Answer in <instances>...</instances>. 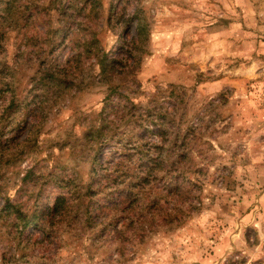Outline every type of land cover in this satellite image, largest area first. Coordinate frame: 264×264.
Listing matches in <instances>:
<instances>
[{
	"label": "rangeland",
	"instance_id": "rangeland-1",
	"mask_svg": "<svg viewBox=\"0 0 264 264\" xmlns=\"http://www.w3.org/2000/svg\"><path fill=\"white\" fill-rule=\"evenodd\" d=\"M103 54L121 77L101 78ZM114 84L111 97L138 93L191 140L188 160L175 161L172 131L163 139L137 111L125 119L127 131L148 126L139 148L119 157L118 138L98 156L137 164L153 144L161 195L183 166L190 215L178 225L143 233L139 211L106 209L86 222L89 188L108 187L93 180L86 132ZM0 264H264V0H0Z\"/></svg>",
	"mask_w": 264,
	"mask_h": 264
},
{
	"label": "trees",
	"instance_id": "trees-1",
	"mask_svg": "<svg viewBox=\"0 0 264 264\" xmlns=\"http://www.w3.org/2000/svg\"><path fill=\"white\" fill-rule=\"evenodd\" d=\"M113 11L114 9L108 11L109 14L107 17L109 20L113 17ZM116 15L115 13V16ZM137 30L140 37L142 34L140 25H138ZM97 62L100 66L99 71L101 78L111 82V80L121 77L122 73L116 72L118 67L116 58L109 59L103 54L101 58L97 59ZM119 87V84L109 86L110 94L104 99L103 106L98 112L95 120L96 124L86 132V135L95 143L93 149L94 159L92 161V173L95 175L93 180L97 179L96 181L99 183L101 180H104L106 185H108L107 188H101L102 186L95 188L96 191L98 190L97 193L94 192V190L92 192L89 188V202L85 207L86 211L84 214L86 215V222L93 225L94 221L101 215L100 212L106 209L108 214L115 213V217H118L117 213L136 215L137 211H139L140 213L137 214V217H134V219H136L134 221L135 225H137L143 233L145 232V230H143L145 226L153 228L156 222L161 223L160 225H178L189 214L186 215V212L182 210L179 203V199L184 194L181 184H184L185 175L180 172L183 166L179 168L176 167V173L173 175L174 177L172 180L173 187L171 190L166 191L164 195H161V192L157 191L152 185L154 183L152 180L154 175L161 170L160 165L154 164L152 161L153 159L149 157L148 152L153 144L148 143L150 147L148 149L144 147L145 151L142 152L141 150L139 152L140 159L137 164H134V162L130 160L127 164L120 159L114 162V164L109 165V163H103L98 159L99 152H101L103 147L110 141L117 140L118 138L116 154L119 155V157L125 152L124 150H126L128 146L136 147V149L139 148V143L145 140L143 137L139 136L140 129L143 128L144 131L148 132V126L145 127L141 124H135V126L127 131L129 124L125 119L130 116L129 120L135 121L137 117H141V114H134L137 111H143V114H146L147 118L144 122L151 123V125H153L152 127H157V135H163V139L165 138V133L172 131L173 137L170 143L171 146L169 147L173 149L172 157L175 161H186L190 155H188V153L191 140H186L182 137L180 131L181 125L174 126L175 129L173 126H167L165 116L159 115L157 110L153 107L151 108L150 102H147L144 108L140 104H137L136 97L138 93H129L130 96L127 98L123 96H118V98L111 97ZM13 107L14 104H10L8 111ZM153 113H155V116ZM121 126L124 129V133H119V128ZM136 143L138 145H136ZM122 146L125 147V149H119V147ZM159 147L155 145L156 149ZM163 147L162 145V148ZM165 162L169 163L170 161L166 160ZM133 165L136 166L134 167ZM170 165L172 167L174 162ZM101 169L104 170L102 171ZM183 172L185 173V171ZM95 185L96 184H94V186ZM93 195L96 197L95 199L92 198ZM160 197H165V200L169 197L170 199L176 200L177 203L172 209H167L165 200L162 201L163 205H159L161 202ZM63 204L64 198L60 196L55 199L52 206L48 204L45 205L42 210L43 217L45 219H47L48 216L50 218L54 217L57 212L62 210ZM10 208H12V205L6 203L2 211H5L7 215H11L12 212ZM155 212L163 214H160V216L154 214ZM35 219V216L30 217L32 221ZM134 230H136V226ZM143 237L144 236L140 237V241H142Z\"/></svg>",
	"mask_w": 264,
	"mask_h": 264
}]
</instances>
